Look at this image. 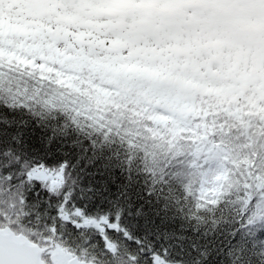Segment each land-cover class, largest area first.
<instances>
[{
    "label": "snow or ice",
    "instance_id": "snow-or-ice-1",
    "mask_svg": "<svg viewBox=\"0 0 264 264\" xmlns=\"http://www.w3.org/2000/svg\"><path fill=\"white\" fill-rule=\"evenodd\" d=\"M0 264H264V0H0Z\"/></svg>",
    "mask_w": 264,
    "mask_h": 264
}]
</instances>
